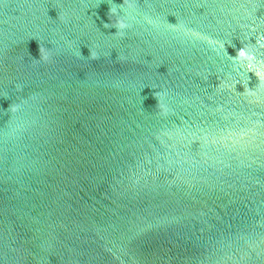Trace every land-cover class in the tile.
Listing matches in <instances>:
<instances>
[{"label":"water","instance_id":"water-1","mask_svg":"<svg viewBox=\"0 0 264 264\" xmlns=\"http://www.w3.org/2000/svg\"><path fill=\"white\" fill-rule=\"evenodd\" d=\"M122 3L0 0V264H264V0Z\"/></svg>","mask_w":264,"mask_h":264},{"label":"clouds","instance_id":"clouds-1","mask_svg":"<svg viewBox=\"0 0 264 264\" xmlns=\"http://www.w3.org/2000/svg\"><path fill=\"white\" fill-rule=\"evenodd\" d=\"M134 11L136 10L133 7V0H123L122 4H115L114 7H110V12H109L110 20L112 16L116 17L115 23H110V24L106 23L105 27H115L117 29L116 30L117 32L123 34L124 30L131 27L129 20L132 18L131 13ZM249 18L252 19L253 22L251 24H245L242 27L250 30L248 33H246V36L255 37L254 45L251 44V42H249V44L244 45L242 48H240L235 56H230L225 48V43L228 42L215 41L213 43L218 44L219 49H222L226 55L230 56V58L232 59L234 64L238 67V69H243L246 67L249 71L254 72L255 75L258 77L260 84L264 85V61H257L253 52V48H255L256 45H258L261 48H264V32H257L255 19L251 16ZM149 23L155 25L157 21L150 19ZM44 53H45V49L39 44V59L37 60H47L48 57ZM80 55L82 56L81 51H80ZM89 57H91L92 59L99 58L94 53H92L91 50ZM237 83H239V81H236L232 85V87H236ZM15 87L22 88L21 85H16ZM245 91H249V94L252 95L255 94L254 92H250L249 89H245L244 92ZM18 110H19V105L13 103L10 105L8 109V111L11 113H15Z\"/></svg>","mask_w":264,"mask_h":264}]
</instances>
